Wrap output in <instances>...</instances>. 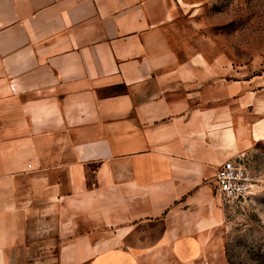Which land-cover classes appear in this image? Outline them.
I'll return each mask as SVG.
<instances>
[{
	"label": "crops",
	"instance_id": "crops-1",
	"mask_svg": "<svg viewBox=\"0 0 264 264\" xmlns=\"http://www.w3.org/2000/svg\"><path fill=\"white\" fill-rule=\"evenodd\" d=\"M180 7L0 0V246H83L85 264L199 246L239 141Z\"/></svg>",
	"mask_w": 264,
	"mask_h": 264
},
{
	"label": "rangeland",
	"instance_id": "rangeland-1",
	"mask_svg": "<svg viewBox=\"0 0 264 264\" xmlns=\"http://www.w3.org/2000/svg\"><path fill=\"white\" fill-rule=\"evenodd\" d=\"M177 1L183 23L191 22L185 33H197L198 49L213 52L214 66L224 68L236 157L253 187L239 200L216 188L219 217L199 246H162L152 264H264V0ZM82 247L0 246V264H85Z\"/></svg>",
	"mask_w": 264,
	"mask_h": 264
},
{
	"label": "built area",
	"instance_id": "built-area-1",
	"mask_svg": "<svg viewBox=\"0 0 264 264\" xmlns=\"http://www.w3.org/2000/svg\"><path fill=\"white\" fill-rule=\"evenodd\" d=\"M240 160L239 156L224 161L216 174L217 191L229 199L239 200L252 192L253 180Z\"/></svg>",
	"mask_w": 264,
	"mask_h": 264
}]
</instances>
